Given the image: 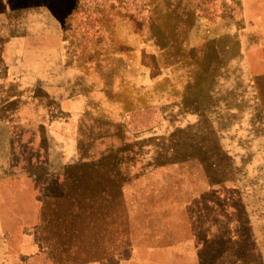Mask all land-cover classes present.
<instances>
[{
  "label": "rangeland",
  "instance_id": "374dc122",
  "mask_svg": "<svg viewBox=\"0 0 264 264\" xmlns=\"http://www.w3.org/2000/svg\"><path fill=\"white\" fill-rule=\"evenodd\" d=\"M2 5L26 26L0 37V179L12 194L19 171L23 222L181 212L201 264H264V0ZM131 163L151 172L118 187L33 167Z\"/></svg>",
  "mask_w": 264,
  "mask_h": 264
},
{
  "label": "crops",
  "instance_id": "0c3cea01",
  "mask_svg": "<svg viewBox=\"0 0 264 264\" xmlns=\"http://www.w3.org/2000/svg\"><path fill=\"white\" fill-rule=\"evenodd\" d=\"M5 7L0 10V37H12V30L24 34L25 24L9 16ZM53 18L57 28L60 27L57 18ZM50 36L60 44L59 28ZM56 57L58 63L68 60L63 53H56ZM15 59L21 61L22 53ZM23 92L18 90L16 103L23 101ZM0 167L4 169L5 165L0 164ZM33 167L44 172L45 179L36 180L41 184L49 182L55 172L91 171L101 173L100 177L118 187L121 177L127 179L134 174L144 176L151 172L146 165L134 163ZM17 172L14 169V178H17L12 194L5 190L7 185L0 179V264H201L197 228L192 216L185 218L187 214L181 212H109L95 217L93 226L83 229H55L52 224L35 220L23 222L26 219L22 217V192ZM44 217L47 218V214L41 212V219Z\"/></svg>",
  "mask_w": 264,
  "mask_h": 264
}]
</instances>
